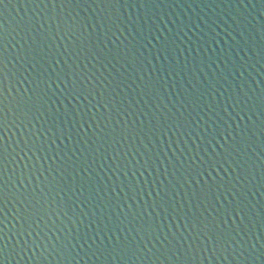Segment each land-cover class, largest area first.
Listing matches in <instances>:
<instances>
[{
  "label": "water",
  "instance_id": "water-1",
  "mask_svg": "<svg viewBox=\"0 0 264 264\" xmlns=\"http://www.w3.org/2000/svg\"><path fill=\"white\" fill-rule=\"evenodd\" d=\"M0 264H264V0H0Z\"/></svg>",
  "mask_w": 264,
  "mask_h": 264
}]
</instances>
